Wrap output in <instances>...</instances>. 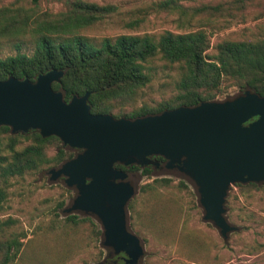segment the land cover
I'll return each instance as SVG.
<instances>
[{
  "label": "trees",
  "instance_id": "trees-1",
  "mask_svg": "<svg viewBox=\"0 0 264 264\" xmlns=\"http://www.w3.org/2000/svg\"><path fill=\"white\" fill-rule=\"evenodd\" d=\"M202 1L160 0L155 11L175 15L179 32L165 30L159 35L95 36L94 31L118 14L119 8L114 4L53 0L64 6L57 13L19 3L2 6L0 81L14 77L35 82L41 74L62 71L64 76L53 84V89L62 92L66 102L90 93L91 112L111 114L116 119H136L217 101L226 84L237 87L241 93L250 89L264 97V38H228L216 45L215 54H209L212 34L244 20L248 6L257 0ZM140 23L131 21L127 27L134 29ZM157 59L178 69L177 93L155 107L125 111L151 83L149 64ZM52 148L56 150L54 155L49 154ZM75 156L76 150L64 146L56 136L44 138L38 131L14 135L9 127H0V213L5 212L10 200L12 178L45 167H60ZM154 159L166 163L161 156ZM116 168L134 177H152L156 172L154 166L118 164ZM155 183L165 187L170 179H158ZM182 185L187 187L183 181ZM149 187L148 191L156 193L150 184L143 189ZM234 188L245 194L264 189V183L237 184L230 192ZM132 201L128 204L130 209ZM63 206L64 202H59L58 209ZM66 219L74 225L79 223L76 215ZM18 223L12 217L0 218V264H19L28 235L24 230L18 231ZM96 235L103 237L104 232Z\"/></svg>",
  "mask_w": 264,
  "mask_h": 264
},
{
  "label": "water",
  "instance_id": "water-1",
  "mask_svg": "<svg viewBox=\"0 0 264 264\" xmlns=\"http://www.w3.org/2000/svg\"><path fill=\"white\" fill-rule=\"evenodd\" d=\"M63 76L52 70L35 82L14 77L0 81V127H9L14 135L38 131L44 138L56 136L64 146L83 151L51 171L79 190L68 212L95 215L103 225L105 245L137 264L144 246L128 229L127 212L136 182L116 165L160 167L154 157L161 156L167 169L178 167L196 185L204 219L229 239L237 230L226 217L230 189L264 183V97L248 89L224 101L116 119L93 114L90 93L66 102L53 89Z\"/></svg>",
  "mask_w": 264,
  "mask_h": 264
},
{
  "label": "rangeland",
  "instance_id": "rangeland-1",
  "mask_svg": "<svg viewBox=\"0 0 264 264\" xmlns=\"http://www.w3.org/2000/svg\"><path fill=\"white\" fill-rule=\"evenodd\" d=\"M101 5L114 4L118 14L107 19L94 31L95 36L122 34L159 35L165 30L179 32L176 16L155 11L160 0H89ZM228 0H203L219 2ZM19 3L38 7L54 13L64 6L53 0H0V7ZM138 20L140 25L129 29L127 23ZM255 40L264 38V0L248 6L245 19L229 28L212 34V48L225 39ZM151 83L125 111L143 106L155 107L169 100L176 93L178 69L161 59L149 64ZM241 91L229 84L223 86L217 101L237 96ZM29 142H24L27 145ZM55 148L49 150L55 154ZM58 168V167H57ZM52 168H42L23 177L11 179L10 200L1 219L19 220L18 231L27 232L25 247L19 264H107L109 251L100 220L86 212L70 211L76 192L64 178H53ZM170 179L169 185L160 187L158 179ZM136 182L137 193L131 200L133 209L127 207L128 229L140 238L144 254L137 264H264V189L250 190L245 194L237 188L229 192L226 217L236 227L237 234L224 240L219 230L204 219L196 185L182 172L167 169L155 172L152 177L131 176ZM182 181L187 187L182 185ZM153 185L156 193H151ZM64 202L58 209L59 202ZM130 201V202H131ZM129 202V203H130ZM229 203V206L227 205ZM69 215H76L79 223L67 222Z\"/></svg>",
  "mask_w": 264,
  "mask_h": 264
},
{
  "label": "flooded vegetation",
  "instance_id": "flooded-vegetation-1",
  "mask_svg": "<svg viewBox=\"0 0 264 264\" xmlns=\"http://www.w3.org/2000/svg\"><path fill=\"white\" fill-rule=\"evenodd\" d=\"M257 118H255V119H253L252 121H255ZM251 121V122H252ZM68 147V146H67ZM70 148V147H69ZM72 149V148H71ZM73 150H76V156L75 157H77L80 153H82L83 151L82 150H78V149H73ZM74 157V158H75ZM73 158V159H74ZM72 160V159H71ZM70 161V160H69ZM68 162V161H67ZM64 164H66V162L64 163ZM64 164H62L60 167H58V168H52L51 170H55V171H58L59 169H61L62 167H63V165ZM166 164V163H165ZM165 164H161L160 165V167H155L156 168V172H158V171H160V170H163L164 168H165ZM117 166V165H116ZM121 170V169H120ZM173 170H177L178 172H181L180 170H179V168L178 167H175ZM129 174V173H128ZM183 174V173H182ZM53 175V178H55V179H58V178H61V177H63L64 178V180H65V182H66V180H67V177L66 176H64V175H62V176H60V177H56L54 174H52ZM130 175V174H129ZM130 179H131V176L129 177ZM73 188V190H75V192H76V198L78 197V195H79V190H78V188L75 186V187H71V189ZM76 198H74V200H73V203L72 204H74V201H75V199ZM76 212H79V211H76ZM104 232V231H103ZM108 248V251H109V256H108V260H105L104 262H107V264H131L130 262H129V258H128V256L126 255V253H124V252H116V249L115 248H112V247H107Z\"/></svg>",
  "mask_w": 264,
  "mask_h": 264
}]
</instances>
